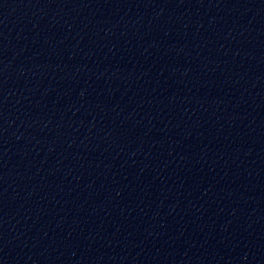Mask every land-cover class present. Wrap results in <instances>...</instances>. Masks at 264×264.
<instances>
[{"label":"water","instance_id":"obj_1","mask_svg":"<svg viewBox=\"0 0 264 264\" xmlns=\"http://www.w3.org/2000/svg\"><path fill=\"white\" fill-rule=\"evenodd\" d=\"M0 264H264V0H0Z\"/></svg>","mask_w":264,"mask_h":264}]
</instances>
